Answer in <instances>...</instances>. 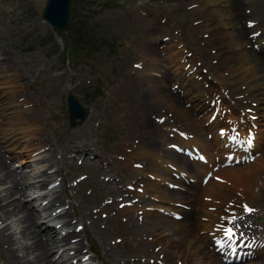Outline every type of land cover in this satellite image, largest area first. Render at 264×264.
<instances>
[{
	"label": "rangeland",
	"instance_id": "374dc122",
	"mask_svg": "<svg viewBox=\"0 0 264 264\" xmlns=\"http://www.w3.org/2000/svg\"><path fill=\"white\" fill-rule=\"evenodd\" d=\"M45 2L46 0H0V152L3 151L2 155L13 157L10 166L14 171L9 169L13 173L10 176L12 183L10 181L4 185L6 187L16 185L18 174L15 172L21 170L20 165L24 164L25 153H28L29 148L31 150L41 147L35 149L32 155L41 153V156L44 155L47 159L49 157L47 166H52L44 177L31 176L23 180L18 178L21 188H24V184L27 186L34 178L45 179V185L27 190L29 194L22 197L23 199L19 196L20 192L3 198L5 192L0 191V216L7 218L5 221L8 222L11 218L20 217L23 211L12 215L16 213L14 204H24L22 206L25 208L26 205L41 208L42 203L48 198L37 199V194L50 193L51 196L55 195V201L57 200L54 201L55 205L50 208L51 210L68 204L70 208L67 209V219L71 218L74 224L83 223L82 230L74 225L67 229L75 227L79 230L84 245L81 254L84 252L90 254L91 260H94L93 264H178L181 262L177 261L181 258L179 255L168 262L167 251L162 249V245L156 244L151 233H141L142 212L145 210L142 206L150 207L147 211L154 214L151 216L154 221L167 217L179 221V224H175L177 227L183 224L180 222L182 218L173 217L175 211L163 213L162 209L169 211L165 202L157 196L155 198L150 191L145 190L143 193V188L136 187L138 182L145 183V179H148L158 184L161 189H165L166 185L160 182L165 169L158 166L157 162L149 160L147 156L139 158L134 156L136 160L131 166L126 163L131 154L125 156L123 160L126 165H123L117 156L119 152H123L125 142L130 141L139 143L140 148L152 149L156 154L164 156L167 154L164 151L168 145L166 142L174 140L169 138L168 129L173 118H167L172 116V112H167L163 108L164 105L158 102L155 92H151L149 85L151 79H158L164 85L166 96L171 93V97L185 103L184 91L178 88L179 83H175L172 74L175 69L177 72L181 70L185 73L191 72L187 77H191L193 79L190 80L191 83L196 84V86L193 84L194 89L208 88L215 98V106L222 105L223 113L226 114L225 120L238 119L233 118L238 117L239 110L228 106V101L220 102L222 98L229 100L230 98L226 89L220 87L219 90V86L215 84L217 59L213 60V57L207 54H214L215 49L210 48V42L202 40L208 34L197 33V16L191 13L190 0H72L70 29L60 35L42 18ZM238 3L241 5L242 18H247L252 11H261V4L255 10L248 5V0H239ZM247 20L249 19H243L240 26L245 30L251 29ZM237 28L239 26L231 29L236 31ZM247 34L251 42L247 47L264 60V50L256 43L254 37H250V33ZM152 53H157V59L151 56ZM180 53L197 58L200 73L199 71L194 73L192 68L189 70L187 64L183 67L178 61ZM168 61L172 67L169 74L164 71ZM151 65L156 69L149 68ZM69 90L78 95L82 105L90 110L84 121L75 126H71L68 120L66 96ZM190 91H193V88H190ZM207 101L208 99L206 104ZM185 104L189 109L190 103ZM231 104L234 103L231 101ZM191 113L197 129L192 130L195 131L196 139L193 142L199 147H209V140L217 127L212 123H206L207 121L203 123L205 115L192 110ZM162 117H165L164 122L161 120ZM256 122L257 127L255 125L254 129L261 130L256 132L261 138L259 147L254 149L251 159L246 157L244 158L246 161L238 162L240 164L234 161L223 163L225 160L223 156L227 153L223 155L224 150L220 149L218 154L222 157L218 156L219 162L209 166L210 176L207 181L201 184L206 172L199 170L192 163L194 171L192 174L197 175V181L185 185L184 180H188L187 177H178L175 178L177 183L165 190L169 191L175 200L178 197L190 198L197 192L203 193V198H206L210 190H216L214 183H219L220 179L224 180V168H231L232 173L238 174L239 170L257 165L259 159L263 161L264 118L260 115ZM210 125H213V130L208 128ZM201 128L204 131L202 133ZM153 140L157 141L156 146L153 145ZM162 141H165L164 144ZM178 156L182 157L179 159L181 161L185 158ZM8 161L10 162L9 158ZM136 164L140 165V168L133 167ZM187 165L184 167L187 168ZM147 172H154L155 178L153 180L148 178ZM230 176L233 177V174ZM55 181L57 184L49 186ZM126 184L135 187V190L131 191L132 195L134 191L142 193L139 194L140 203L128 211H125L123 206L118 208L120 202L124 204L131 202L126 196L129 193ZM44 186L46 188H43ZM1 189L4 188L0 184ZM201 189L203 191H200ZM241 197L247 198L245 195ZM12 198L15 200L14 204L9 203V199ZM149 201H152L153 205H144ZM178 203L186 205L182 200L176 204ZM140 207L143 209L134 210ZM176 207L179 212L176 214L181 217V211L185 208L177 205ZM254 208V213L261 212L254 216L261 217L256 221L261 224L258 230L264 237V208L260 211L259 207ZM3 224L4 221L0 220V226ZM160 227L157 232L159 238L164 240L171 232L165 231L169 227L167 223L160 224ZM220 232L222 233V229L216 231L217 236L221 235ZM0 239V264H7L6 262L10 260L9 254L6 255L4 252L7 244L3 243L1 235ZM168 245L176 247L174 242ZM61 248L58 247L59 250ZM184 249L181 253L184 251L187 254L188 249ZM204 249L207 250L206 247ZM225 249L223 247V251ZM168 250H171L170 247ZM263 251V249L254 251L252 257L255 255L256 258L253 260L264 262ZM28 256L32 257L31 253ZM199 256L201 253L197 254V257ZM231 256H228L226 264H239L228 262L232 259ZM53 257H57V253H54ZM206 258L203 257L200 261L207 262ZM249 259L250 256L246 258ZM200 261L199 264H202Z\"/></svg>",
	"mask_w": 264,
	"mask_h": 264
},
{
	"label": "bare ground",
	"instance_id": "6f19581e",
	"mask_svg": "<svg viewBox=\"0 0 264 264\" xmlns=\"http://www.w3.org/2000/svg\"><path fill=\"white\" fill-rule=\"evenodd\" d=\"M238 2L239 0L238 1L237 0H190V4L195 5L193 6V8H191V13H195V15L197 16V21H198L196 24V29L198 30L197 33L208 34L207 37L202 38V40H206L210 42V48L215 49L214 54L207 53L208 55L213 57V60L214 58L217 59V64H216L217 66H215L217 67L216 77H214V80H216L215 84L219 86V90L220 87H223L224 90L226 89L230 99H233L232 96H236L234 100V103L236 104L235 109H240L241 117L233 118V119L238 118L235 121V123H241L242 125H244L250 121L256 124L257 123L256 120L258 119L257 117H260L261 115V117L264 118V60L262 59L261 56L256 54L251 48L247 47V45L251 44L248 38L249 35L247 33H250L252 31L256 32L262 29V32L260 33L259 36H257V39L259 40V42L264 40V31H263L264 0H248L249 3L248 5H250L251 8L253 7V9L255 10H257V6L261 4V9H260L261 11H252L247 16V18L240 17L242 10H241V5ZM243 19H249L250 21L256 20L257 24L254 23L252 26L253 28L249 30H245L240 27ZM235 26L236 27L239 26V28H237L236 31H233V29L231 28H236ZM262 50H264V48H262ZM151 56H155L157 59V53H152ZM178 58H179L178 59L179 63L181 62L180 64L183 67L187 64L189 70L192 68L194 69V73H198V71L200 73L201 68L197 64L198 61L196 62L197 58L195 59L192 57H187L186 55H184V53L182 54L180 53L178 55ZM263 58H264V52H263ZM166 64H167V68L166 70H164L165 68L163 70L167 71V74H169L170 73L169 69L172 70V67L169 66L170 65L169 61ZM149 68H152L153 70L156 69V68L154 69V66L152 65ZM172 74L174 75L175 83H179L178 88L184 91L185 94L184 102L190 103L189 109L186 108L185 103L181 101L180 102L177 101L175 97H171V93H169V95L166 96L164 85L161 83L162 81L160 82L158 79H151L149 85L152 90L151 92L153 91L155 92L158 102L164 105L163 108H165L167 112L170 113L172 112L171 117L173 118L172 119L173 122L171 121L172 122L171 126H175L178 132L175 135L171 134L169 138H177L176 141H179V143L181 144L183 141L179 138L184 134L183 129L189 131L190 133H194L197 130L194 126L195 120L192 116L191 110L206 116L203 118V123L204 121L206 122L208 119L209 122L211 121L213 122L212 124H214V127L219 125L217 123L221 124L219 126V128H221L219 132H217L218 130L217 129L216 133L214 134V137L212 136V138L209 140V147L202 146L200 147L201 150L196 152L197 163H194V165L197 166L199 170L203 172L208 171L209 164L215 162L218 156H220L218 154L220 148L223 147L228 148L226 155V157H228L230 155V152L234 153L236 147L241 145V143L243 145V148H241L242 149L241 153H245V152L249 153L253 151L255 148L259 147L258 146L260 141L259 138H261L259 134L258 136L256 135V137L253 136L249 138L252 141V144L249 147L248 146L249 139H247V136H242L241 134L238 135L234 130L235 128L238 130L239 126L234 128L232 124L227 122L228 120L231 119L228 120L226 119L227 121H225L226 114H223L222 105L220 104L219 110L216 111L215 109H213V107H211V105L205 103V100L207 99L212 100V95L210 94L208 88L194 89L193 84L194 86H196V84L194 82L191 83L190 80L193 79H191V77H187L186 73L183 70L177 72L175 69L172 72ZM190 88H193V91H190ZM220 93L224 94L223 92ZM224 101L231 102L227 98H225ZM227 105L230 106L229 104ZM247 115L251 116L252 119L251 120L248 119L246 117ZM244 117L246 118V120H244ZM212 127L213 125L208 126V128L210 129H212ZM250 127L252 126L250 125ZM192 130L195 131L193 132ZM258 131L261 132V130ZM202 132L204 131L201 128V133ZM185 133L187 134V132ZM181 138H186V137H181ZM165 141H167V139ZM165 141H162L163 144ZM171 141L174 142L173 140ZM171 141L166 142V144L172 143ZM125 143L126 145H124L122 149L123 152L118 153V159L121 161L123 165H126L123 162V160H125V156L128 157L129 154H131V156L126 161L128 166H131L136 160L134 156H138L137 158L142 156L143 157L147 156L149 160L153 162H157L158 166L163 167L165 169L164 170L165 173L160 177V182H162V184L164 183L166 185L172 182L177 183V181H174V179L171 177L170 175L171 171L178 173V175L182 177H187V178L190 177L193 181H197L196 178L197 175L192 174L194 171L191 163H189V161H187V159L185 158H183L184 160L182 161L179 160L182 159V157L173 153V150L168 151L167 149H164V151L167 153L164 156L162 154H156L152 149L147 150L144 149V147L143 148L138 147L139 143L137 142L130 141ZM188 143H193L192 145L193 147L198 146V144L194 143L193 140L188 139L187 141L183 142V145L185 146L186 149L191 148L193 150V147L186 146V144ZM156 144L157 141L153 140V145L156 146ZM39 148L41 147L32 148L31 150L30 148L28 149V153H25L26 160L23 161L24 163L23 165H20L21 170L19 168L20 171L17 170L15 172L16 174H18L16 175L17 177L16 185L15 184L11 186L7 185V187L4 184L11 181L10 176L13 175L11 171L14 172L10 166L11 159L13 157L6 156L5 154L2 155L3 151L0 152V173L2 172V175H0V184L3 185L4 188L1 189L0 191L5 192L3 198L17 194V192L18 193L20 192L19 196H21V198L22 197L24 198L29 194L27 190L32 188L34 189L38 188V186H40L41 188V186L45 185V181H44L45 179L34 178L33 181H30V183L28 182L29 184H27V186L24 184V188L23 187L21 188L19 186V181H18V178L23 180L24 178L26 177L30 178L31 176L44 177V175L47 174L46 172L48 171L49 167H52V166H47L49 165L48 163L50 160L49 157L47 159L44 157V155L41 156V153L32 155L35 149L38 150ZM8 158L10 162L9 161L7 162ZM51 164H53V162ZM186 165L187 168L184 167ZM135 166H140V165L136 164ZM22 168L28 170H23ZM9 169L11 171H9ZM179 171H181V174L179 173ZM223 171L225 173L224 174L225 176H223L224 180L220 179L219 183H214L215 186L217 187L216 190L214 191L210 190L206 198H203V193L197 192L196 194H192L190 198L178 197V199L175 200L172 198L173 195H171L170 192L167 191L168 186L166 187L164 186L165 189L167 190L161 189L158 184L153 183L148 179H145L144 181L145 183L138 182L136 184V187L143 188V193H145V190H148L150 191L149 192L150 194L155 196V198L157 196L158 199H161L163 202H165L166 208L169 211H175V213H179L178 208L176 207V203L179 200L185 202L187 205L186 207H188V209L181 211L182 220H180V222L181 223L183 222V224H181V226L178 227L175 226V224L176 223L179 224V221H176L174 219L170 220L167 219V217L166 218L162 217L160 218V220L158 219L154 221L153 218H151V216H153L154 214H151L149 211H147L150 210L149 206L148 207L142 206L144 207L145 210H143V212L140 211L143 213L142 216L143 229L141 233L142 234L147 232L151 233V235L156 240V244L162 245V249L167 251L166 259L168 262H170L173 259V257L179 255L181 258H178L177 261L181 260L182 264H199V261L202 260L203 257L204 258L207 257L206 258L207 262L200 261L202 262V264L203 263L226 264L225 262H223L220 254L214 251V248L212 246L215 245L219 246L220 244L223 243V241H226V238L224 237V231L221 228V225H227L228 224L227 218L232 216L239 217L236 223H239L241 226H243L239 229V231L245 233L243 237V242L238 241L236 243H231V245L232 244L234 245L236 250L240 249L241 252L245 250L246 253L252 252L253 251L251 249L253 248L252 244L255 245L256 239L257 242L259 243H260L259 239L264 242V237H262L261 235L262 232L260 233V231L258 230V227H261V224H258V222L256 221L258 218L261 217L254 216L256 214L259 215V213H261V212L254 213L255 211L254 207H259V210L257 209L258 211L264 208V160L262 161V159H259L257 165H253L252 168L246 170H239L238 174L235 172L237 175L231 172L232 171L231 168H224ZM184 172H186V175L182 174ZM153 173L147 172L146 176L153 180L156 176V174ZM232 174L233 177L230 176ZM49 175H51V173ZM228 180L232 182H228ZM18 187L20 189H18ZM43 188H46V186H44ZM132 188L133 190H135L134 186H132ZM200 191H203V189H201ZM260 193L261 195L259 196L258 194ZM139 194H140L139 191L138 192L134 191V194L131 195V197L127 196V199L131 200L130 204L133 205L128 206L127 205L128 202H126L123 205V207H125L124 208L125 211L130 210L131 207L134 208L135 207L134 205H136L140 201L141 196L139 197ZM140 195H142V193ZM241 195H245L247 196V198L241 197ZM37 197H36L37 199L40 198L45 199L46 197L48 198L47 201L42 203L41 208L37 206L32 207L30 205H26L27 208H25L23 207L24 204H22L23 206L20 204L15 205L14 204L15 200L14 198H12L9 199V203L14 204V209L16 210V213L14 214L11 213V214L15 216L22 211L23 214L16 219L11 218L9 222L5 221L7 218L0 216V220L2 222L4 221V224L0 226V235L2 236V239H4L5 241V242L3 241V243L7 244L6 246L7 248L5 249L4 252L6 253V255L9 254V258H10V260L6 263L7 264H74L75 262H78L80 264H86V263L93 264L94 260L92 261L91 257H85L87 256L85 252L81 254L82 250L84 249V245L80 237L81 234L79 230L77 231L75 229V227L79 226L78 228L82 230L84 229L83 223L79 222L78 224H74V221L71 218H69L70 220L67 219L68 216L67 209L70 208V206L68 204H64V205L60 204L61 206H59L58 208H52L53 210H51L50 208L53 205H55V202L57 201V200L55 201L56 198L55 195L51 196L50 193H43V194H37ZM132 197H134L135 199H132ZM142 202H144V200H142ZM144 205H153V204L152 201H149ZM244 205H248L249 207L254 209V211L250 214L246 213L243 208ZM142 207L136 208L134 210L143 209ZM190 209H193L194 211L189 212L188 210ZM38 220H41V222H37ZM42 223L44 224L41 225ZM164 223H167V227L169 226L168 229L165 231L171 232V235L169 236V234L166 233L168 237L165 235L166 237L164 238V240H161L159 238V232L157 231L159 228H161L160 224H164ZM72 225H74L75 227L72 229L66 228ZM57 227L59 229L66 228L67 230L60 232V230ZM221 229H222V233L221 232L219 233L221 235L217 236L216 231ZM170 242H174V244L176 245L175 247L176 249L173 246L168 245ZM262 245H264V243ZM59 246L60 247L65 246V249H62L60 251L58 249ZM168 247H170L171 250H168ZM205 247L207 248V250L204 249ZM183 248H185L184 250L188 249L187 254H185L184 251L181 253V250ZM54 249L56 250L54 252H51ZM71 250L73 251L70 252ZM30 253L32 257L28 256V254ZM54 253H57V257L55 258L53 257ZM200 253L201 256L203 257L201 256L197 257V254ZM80 254L81 256H79ZM239 264H258V261L252 260L250 262H246V263L241 262ZM261 264H264V262H262Z\"/></svg>",
	"mask_w": 264,
	"mask_h": 264
},
{
	"label": "water",
	"instance_id": "95a60500",
	"mask_svg": "<svg viewBox=\"0 0 264 264\" xmlns=\"http://www.w3.org/2000/svg\"><path fill=\"white\" fill-rule=\"evenodd\" d=\"M71 0H46L42 18L46 20L54 32L66 33L70 29ZM66 107L69 124L75 126L82 123L88 115L89 109L82 105L78 96L73 91H68Z\"/></svg>",
	"mask_w": 264,
	"mask_h": 264
},
{
	"label": "snow or ice",
	"instance_id": "6c2138e0",
	"mask_svg": "<svg viewBox=\"0 0 264 264\" xmlns=\"http://www.w3.org/2000/svg\"><path fill=\"white\" fill-rule=\"evenodd\" d=\"M252 144L251 139L248 140V146L250 147ZM244 211L246 213H252L254 209L249 207L248 205L243 206ZM228 224L227 225H221V228L224 231V237L226 238V242L231 241L232 243L236 242H243V237L245 235L244 232L239 231L241 228V225L239 223H236V221L239 219V217L232 216L227 218Z\"/></svg>",
	"mask_w": 264,
	"mask_h": 264
}]
</instances>
